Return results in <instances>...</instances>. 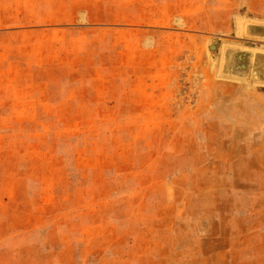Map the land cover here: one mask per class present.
<instances>
[{
  "label": "rangeland",
  "instance_id": "374dc122",
  "mask_svg": "<svg viewBox=\"0 0 264 264\" xmlns=\"http://www.w3.org/2000/svg\"><path fill=\"white\" fill-rule=\"evenodd\" d=\"M258 54L264 0H0V264H264Z\"/></svg>",
  "mask_w": 264,
  "mask_h": 264
},
{
  "label": "water",
  "instance_id": "95a60500",
  "mask_svg": "<svg viewBox=\"0 0 264 264\" xmlns=\"http://www.w3.org/2000/svg\"><path fill=\"white\" fill-rule=\"evenodd\" d=\"M212 49H214V47H212ZM236 57H244V58H247L249 57V53H246V52H240V53H237L236 54ZM257 58L260 59H264V55H260L258 54L257 55ZM247 62L248 61H245V64H242V65H237L236 68L239 69V70H247Z\"/></svg>",
  "mask_w": 264,
  "mask_h": 264
},
{
  "label": "bare ground",
  "instance_id": "6f19581e",
  "mask_svg": "<svg viewBox=\"0 0 264 264\" xmlns=\"http://www.w3.org/2000/svg\"><path fill=\"white\" fill-rule=\"evenodd\" d=\"M256 63V62H255Z\"/></svg>",
  "mask_w": 264,
  "mask_h": 264
}]
</instances>
